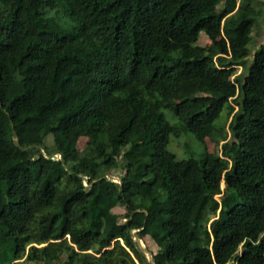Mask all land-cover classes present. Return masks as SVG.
I'll use <instances>...</instances> for the list:
<instances>
[{
	"label": "trees",
	"instance_id": "16d2710c",
	"mask_svg": "<svg viewBox=\"0 0 264 264\" xmlns=\"http://www.w3.org/2000/svg\"><path fill=\"white\" fill-rule=\"evenodd\" d=\"M260 23V0H0V264H264Z\"/></svg>",
	"mask_w": 264,
	"mask_h": 264
},
{
	"label": "rangeland",
	"instance_id": "374dc122",
	"mask_svg": "<svg viewBox=\"0 0 264 264\" xmlns=\"http://www.w3.org/2000/svg\"><path fill=\"white\" fill-rule=\"evenodd\" d=\"M262 3H264V0H260ZM257 8L262 7L260 4H256ZM253 36V41L250 44V50L252 53L255 52V50L263 43L264 41V27L258 25L257 27L254 28L252 32ZM210 44V40L203 34H201L200 39H199V45L200 46H207ZM241 72V68L237 69V74ZM182 140L181 145L179 146L178 149L174 148V144L170 145L169 149L172 152H175L180 159L182 158H187L188 156H195L197 157L199 154H201L203 151H206L208 153L214 152V143H212L208 138H205L202 142L197 141L195 138H193L192 135L188 134H182L180 137ZM45 144L47 146L52 145V140L50 137H48L45 140ZM87 144V139L84 137H80L77 141V149L79 151L83 150L84 147ZM57 158V156H55ZM108 178L112 179L113 181H118V178L114 175L108 176ZM221 189H225V184L222 182L221 183ZM219 197L217 196V199ZM113 212L118 214V215H123L125 213V210L121 207H116L113 209ZM134 234V240L138 244V246L141 248V250L144 252L145 256L147 257L148 261L151 262V254L156 253L157 247L155 244L152 242V240L149 237H144L140 239L135 232Z\"/></svg>",
	"mask_w": 264,
	"mask_h": 264
},
{
	"label": "water",
	"instance_id": "95a60500",
	"mask_svg": "<svg viewBox=\"0 0 264 264\" xmlns=\"http://www.w3.org/2000/svg\"><path fill=\"white\" fill-rule=\"evenodd\" d=\"M57 156H58L59 159H56V158H55V160H60V158H61L60 155H57Z\"/></svg>",
	"mask_w": 264,
	"mask_h": 264
},
{
	"label": "bare ground",
	"instance_id": "6f19581e",
	"mask_svg": "<svg viewBox=\"0 0 264 264\" xmlns=\"http://www.w3.org/2000/svg\"><path fill=\"white\" fill-rule=\"evenodd\" d=\"M56 158V157H55ZM56 159H59L58 157Z\"/></svg>",
	"mask_w": 264,
	"mask_h": 264
}]
</instances>
